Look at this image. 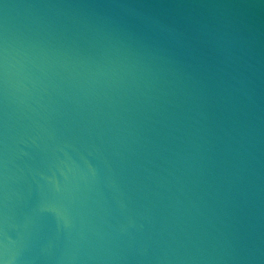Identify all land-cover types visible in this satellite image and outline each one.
Listing matches in <instances>:
<instances>
[{
  "label": "water",
  "instance_id": "1",
  "mask_svg": "<svg viewBox=\"0 0 264 264\" xmlns=\"http://www.w3.org/2000/svg\"><path fill=\"white\" fill-rule=\"evenodd\" d=\"M3 264H264V0H0Z\"/></svg>",
  "mask_w": 264,
  "mask_h": 264
},
{
  "label": "snow or ice",
  "instance_id": "2",
  "mask_svg": "<svg viewBox=\"0 0 264 264\" xmlns=\"http://www.w3.org/2000/svg\"><path fill=\"white\" fill-rule=\"evenodd\" d=\"M0 264H3V262H2V261H0Z\"/></svg>",
  "mask_w": 264,
  "mask_h": 264
}]
</instances>
